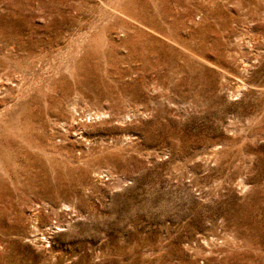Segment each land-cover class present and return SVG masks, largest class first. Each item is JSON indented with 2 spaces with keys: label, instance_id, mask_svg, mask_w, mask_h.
I'll return each mask as SVG.
<instances>
[{
  "label": "rangeland",
  "instance_id": "obj_1",
  "mask_svg": "<svg viewBox=\"0 0 264 264\" xmlns=\"http://www.w3.org/2000/svg\"><path fill=\"white\" fill-rule=\"evenodd\" d=\"M0 264H264V0H0Z\"/></svg>",
  "mask_w": 264,
  "mask_h": 264
}]
</instances>
